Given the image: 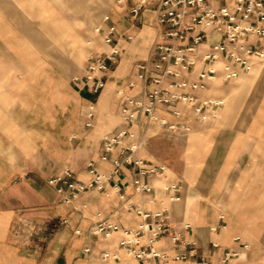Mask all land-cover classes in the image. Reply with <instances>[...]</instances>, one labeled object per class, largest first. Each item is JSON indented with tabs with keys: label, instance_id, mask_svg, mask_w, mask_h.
Here are the masks:
<instances>
[{
	"label": "crops",
	"instance_id": "crops-1",
	"mask_svg": "<svg viewBox=\"0 0 264 264\" xmlns=\"http://www.w3.org/2000/svg\"><path fill=\"white\" fill-rule=\"evenodd\" d=\"M135 1L117 5L116 0H0V264H102V251L117 257L108 264H139L118 246L119 231L105 237L89 234L99 218L134 229L140 218L127 210L130 204L146 211L165 208L173 223L190 224L184 240L192 244L174 245L166 237L154 243L165 256L161 264H195L200 257L208 264H220L225 249L239 252L227 264H264V90L245 96L237 82L241 76L195 92L197 101H222L215 111L218 116L210 115L206 121L191 105H177L178 117L165 107L157 109L167 122L189 126L185 135L169 133L156 121L137 115L134 139L122 145L139 143L133 156L164 167L147 179L151 195L134 191L131 166H122L106 182L107 195L92 190L65 202L64 195L46 183L63 168L87 182L89 161L99 173L112 172L111 163L98 155L103 136L120 127L117 91L136 94L126 88L134 78L135 62L151 59L159 40L157 1L150 0L133 22L126 9ZM105 14L116 24L120 56L102 90L93 95L72 77L82 74L90 51L106 50L93 33ZM35 49H46L48 61L39 62ZM53 49L81 60L68 82L61 73L52 77ZM83 52L87 54L82 60ZM62 61L65 65L66 57ZM259 62L254 61L253 67ZM68 96L75 99L76 110L63 105ZM53 102L58 103L54 128ZM90 105L92 127L85 128ZM112 183L119 185V191L112 189ZM172 183L180 184L177 202H168L160 193ZM241 242L249 249L243 250ZM85 248L90 253H83ZM188 250L193 257L174 258Z\"/></svg>",
	"mask_w": 264,
	"mask_h": 264
},
{
	"label": "built area",
	"instance_id": "built-area-1",
	"mask_svg": "<svg viewBox=\"0 0 264 264\" xmlns=\"http://www.w3.org/2000/svg\"><path fill=\"white\" fill-rule=\"evenodd\" d=\"M124 1L116 0V4L121 5ZM156 1L159 40L153 46L154 56L135 64L134 78L128 81L126 88L137 91L136 94H127L123 89L117 91L121 98L120 127L104 135L101 141L98 158L101 161H109L112 172L110 175L99 173L94 168V162L89 161L87 168L90 179L82 182L74 178L70 169L63 168L48 178L46 183L53 187L57 194L64 195L65 202L92 190L107 195L106 182L122 166H131L134 169V191L151 195L153 189L147 179L161 173L164 167L133 156L139 143L122 145L125 140L134 139L132 125L137 115L140 113L147 120L156 121L169 133L185 135L191 130L189 126L167 122L156 114L157 109L165 107L173 116L178 117L180 111L177 105H191L200 120L214 116L222 101L211 98L197 101L195 92L206 90L209 85L218 81L232 82L248 74L254 61L264 59V0ZM149 4L150 0H136L126 9L129 18L137 22ZM93 33L99 36L106 50L90 53L82 74L72 77V82L96 95L102 90L105 78L117 64L120 50L115 40L118 33L116 24L107 14L102 16ZM126 38L130 40L131 36ZM93 117L94 110L90 105L85 114V128L92 127ZM117 147L119 149L112 157ZM111 187L119 191L118 184L112 183ZM179 189L180 184L172 183L164 185L160 193L168 202H177L180 199ZM119 198H123V193ZM127 210L140 218L134 229L119 227L99 218L89 234L105 237L119 231L121 237L118 246L138 260L139 264H142V261L147 264H161L165 256L154 247V243L161 237H166L174 245L192 244L184 240V233L190 228V224L173 223L165 208L146 211L130 204ZM61 223L66 224L67 219H63ZM73 233L79 234V230L74 229ZM233 240L240 242L239 237H234ZM213 247L220 249L216 244ZM240 247L243 250L249 249L246 242H241ZM83 253H90V249L85 248ZM193 255V251L188 250L174 258L185 260ZM238 257V251L225 249L221 253L220 264H227L230 259ZM99 259L102 264H108L109 260H115L117 257L113 253L102 251ZM195 264H208V261L200 257Z\"/></svg>",
	"mask_w": 264,
	"mask_h": 264
},
{
	"label": "rangeland",
	"instance_id": "rangeland-1",
	"mask_svg": "<svg viewBox=\"0 0 264 264\" xmlns=\"http://www.w3.org/2000/svg\"><path fill=\"white\" fill-rule=\"evenodd\" d=\"M53 50H54L53 58H52V62H53L52 66L54 67L53 71H52L53 72V75H52L53 79L56 78V76L59 77V74L61 73L62 76H60V77L62 78V80L64 78H66L67 82L70 81L69 78L72 77L74 75V73L78 72V70L80 69L81 60H79V58L78 59L74 58L70 54L67 55V54L63 53L61 50L59 52V49H53ZM34 51H35V56L39 62L48 61V59H49L48 54L49 53H46L47 52L46 49H35ZM92 51H90V52L93 53ZM54 53H56V54L54 55ZM83 53H84V55L81 54V56H79L82 58V60H83V58L84 59L86 58V54H87V53L85 54V52H83ZM64 57H66V59H67V62L65 65L62 64L63 63L62 59ZM137 62H138V60L135 62V64ZM259 63H260L259 65H257V66L255 65L253 67V69L248 74L242 75L237 81V82H239V84L241 86H243L242 89H243V93L245 94V96L251 95L253 92L257 93V92H262L264 90V59L262 61H260ZM40 76L43 77L44 76L43 73H41ZM240 89L241 88L231 90V91H229V93L235 94ZM224 103L226 104L225 101H224ZM52 105H53L52 106V109H53L52 125L54 128L55 122L58 120L57 119L58 117H55V110L58 109V103L53 102ZM63 105H67L68 110H71V109L76 110V106H78V105H76L75 99L74 98L72 99L71 96L66 97V101L63 102ZM217 114L218 113H214V116L215 115L218 116ZM209 117L210 116H207L205 121L207 119H211ZM53 136H54V134H53ZM54 152L55 151L53 150V153Z\"/></svg>",
	"mask_w": 264,
	"mask_h": 264
}]
</instances>
